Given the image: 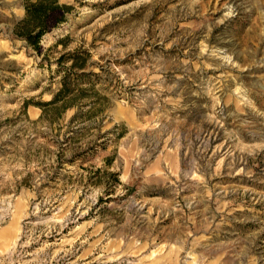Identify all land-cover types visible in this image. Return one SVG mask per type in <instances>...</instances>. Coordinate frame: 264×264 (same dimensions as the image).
Here are the masks:
<instances>
[{
	"label": "rangeland",
	"instance_id": "1",
	"mask_svg": "<svg viewBox=\"0 0 264 264\" xmlns=\"http://www.w3.org/2000/svg\"><path fill=\"white\" fill-rule=\"evenodd\" d=\"M57 1L0 0V264H264V0Z\"/></svg>",
	"mask_w": 264,
	"mask_h": 264
},
{
	"label": "trees",
	"instance_id": "2",
	"mask_svg": "<svg viewBox=\"0 0 264 264\" xmlns=\"http://www.w3.org/2000/svg\"><path fill=\"white\" fill-rule=\"evenodd\" d=\"M67 6L58 3L57 0H27L25 13L13 26V35L21 38L26 44L40 52L41 36L64 20V12ZM73 63L72 66H75ZM68 84L65 77L62 78L60 89L51 99L45 101L42 106V114L48 110L62 111L73 105L71 98L66 96Z\"/></svg>",
	"mask_w": 264,
	"mask_h": 264
}]
</instances>
